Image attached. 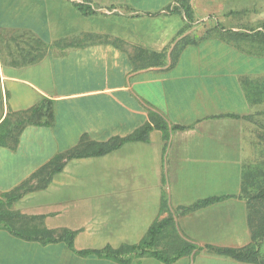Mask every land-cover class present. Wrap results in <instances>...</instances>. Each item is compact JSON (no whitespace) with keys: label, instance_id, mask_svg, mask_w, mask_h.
Segmentation results:
<instances>
[{"label":"crops","instance_id":"0c3cea01","mask_svg":"<svg viewBox=\"0 0 264 264\" xmlns=\"http://www.w3.org/2000/svg\"><path fill=\"white\" fill-rule=\"evenodd\" d=\"M180 1L0 0V264H255L264 54Z\"/></svg>","mask_w":264,"mask_h":264},{"label":"rangeland","instance_id":"374dc122","mask_svg":"<svg viewBox=\"0 0 264 264\" xmlns=\"http://www.w3.org/2000/svg\"><path fill=\"white\" fill-rule=\"evenodd\" d=\"M195 5L203 12L209 11L211 15H215L217 22L236 27L238 31H233L234 42L244 50L264 54V0H196ZM243 67L246 68V65ZM252 67L262 68L263 63L252 64ZM259 103H262V106L257 112L256 118L259 123L256 130L258 138L263 141L261 151H264V100ZM256 165H258L259 178H263L260 179L262 183L248 187L247 192L253 213L254 239L250 245L255 246L258 251L259 261H264V155L259 158ZM255 264H264V262Z\"/></svg>","mask_w":264,"mask_h":264},{"label":"trees","instance_id":"16d2710c","mask_svg":"<svg viewBox=\"0 0 264 264\" xmlns=\"http://www.w3.org/2000/svg\"><path fill=\"white\" fill-rule=\"evenodd\" d=\"M181 7L182 9H184V11L187 14V17H191V5L188 2V0H182L180 1ZM80 8L83 10L84 8L80 6ZM250 67H252V64H250ZM264 67V64H263ZM1 130V128H0ZM147 130H149V127H145L143 129V132H146ZM140 135H136V138H140ZM2 136H0V145H2ZM155 225L154 227H152V229L150 230V235L154 233L155 231ZM254 239V238H253ZM148 243L147 240H143L141 242L140 245L136 246V248L140 249V250H144V247L146 246V244ZM217 252L220 255H224V256H229L235 260L238 261H243V262H249V263H263L264 261H259V255H258V251L255 249V246L253 245H249L247 247L244 248H240V249H236V248H217ZM172 259H166V261H171Z\"/></svg>","mask_w":264,"mask_h":264}]
</instances>
